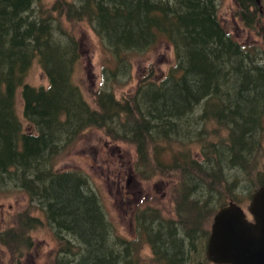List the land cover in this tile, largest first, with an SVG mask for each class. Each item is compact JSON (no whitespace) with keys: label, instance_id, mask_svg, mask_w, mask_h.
<instances>
[{"label":"trees","instance_id":"trees-1","mask_svg":"<svg viewBox=\"0 0 264 264\" xmlns=\"http://www.w3.org/2000/svg\"><path fill=\"white\" fill-rule=\"evenodd\" d=\"M62 1L60 12L58 0L50 5L47 0H0V60L4 62V65L0 63V108L5 113L0 114V181L1 184L7 182L23 190L29 197L28 201L38 205L42 215L45 214V218L56 228L53 235L57 236L55 233L61 229L70 238L73 247L56 237L63 243L62 249L59 246V252L73 251L68 264L122 263L126 250L114 252V242L106 239L107 224L100 213L97 195L89 188H83L87 176L76 170H59L53 166L61 145L57 146L56 143L61 140L63 143L66 137L71 138L86 128H92L91 125L101 126L105 129L103 133L111 140L133 143L138 161V152L146 151L145 144L154 145L155 141L165 147V138L177 132L175 121L189 110L193 111V124L197 128L202 127L198 135L205 137L207 134L204 130L206 117L225 125H221L223 128L216 132L212 131L215 142L210 138L206 146L198 145L195 154L199 160L190 159V163L194 166L205 163L209 158L204 152L208 150L209 155L212 153L216 156L215 163L211 160L215 167L223 162L234 167L224 168V171L235 169L247 173V168L240 166L242 154L247 150V145L252 147L254 142V148H257L260 144L253 139V134L258 126L259 112L264 106V59H258L248 49L252 47L246 46V42L242 44L225 31L216 16L215 0ZM240 4L243 9L246 7L241 0ZM32 6L35 7V16L31 14ZM44 6L48 9L47 15L43 12ZM57 11L64 21L88 24L98 40L107 46L114 64L121 57L129 62V57L150 48L159 40L171 46L175 61L160 78L150 77L149 72L141 74L136 87L127 92L119 91L118 97L114 90L95 89L93 105L90 106L71 74L67 73L68 61L76 63L79 59V47L75 32L70 36L51 25L55 21L51 14ZM193 26L199 29L195 31ZM187 29L193 30L191 36L187 35ZM53 34L67 38H63L68 56L64 73L54 66L53 57L43 52L49 46L52 50L56 49V46H52L55 44L50 45ZM34 59L47 79L46 87H34L23 81ZM219 59L223 65L217 83L215 80L219 72L212 70L211 63ZM13 73L17 76H13ZM10 77L14 79L13 82L9 80ZM16 79L18 82L13 86ZM249 81L250 85H247ZM17 92L28 129L23 128L13 109L10 113L6 111L9 104L13 108ZM63 97L65 104L59 103ZM56 131L60 137L54 135ZM66 133L68 135L64 138ZM191 151L185 149L184 153L190 152L191 155ZM226 153H229L228 159L221 161ZM223 175L221 171V174L213 176L221 178ZM81 185L83 190L80 189ZM205 190L209 191L207 188ZM226 200H233V197L227 196ZM201 201L199 197L198 202ZM207 203L205 199L203 209ZM197 205L194 202L192 209H196ZM139 213L133 217L134 225ZM210 215L211 210L207 221ZM24 221L38 224L37 218ZM92 222L98 224L99 235L89 229ZM182 222L178 221L179 226H182ZM155 226L152 245L156 253L162 252L160 263L206 262L202 254V236L207 235L205 226L200 235L193 228H182L185 235L178 239L170 234L172 229ZM165 233L173 236L168 246L165 245ZM0 235L4 240H0V244L8 256L18 254L20 257L22 252L14 253L9 244V240H14L16 236L10 233ZM184 243L190 253L187 260L183 258ZM102 247L106 248L105 262L100 256ZM53 259L55 264H59L57 256ZM64 263L67 264V261L60 260V264Z\"/></svg>","mask_w":264,"mask_h":264},{"label":"rangeland","instance_id":"rangeland-1","mask_svg":"<svg viewBox=\"0 0 264 264\" xmlns=\"http://www.w3.org/2000/svg\"><path fill=\"white\" fill-rule=\"evenodd\" d=\"M47 1L50 5L54 0ZM58 1V8L61 12L62 7L60 5L63 1ZM241 1L246 5L244 9L241 8L240 0H215L217 19L225 31L242 44L246 42V46L252 47L248 49L254 52L258 59L260 57L264 59V38L261 34L264 14L258 13L256 6L251 1ZM260 3L264 12V0H260ZM34 6H32L31 14L35 16ZM45 6L43 12L47 15L48 9ZM51 16L55 20L51 23L53 27L68 33L70 36H73V32L76 33L79 59L76 63L68 61V66L65 63L68 57H66V50L63 45L65 36L63 38L55 37L53 34L55 38L52 35L50 45L55 44L52 46H56V49L52 50L49 46L43 52L53 57L51 60L54 62V66L58 69L61 68L63 73L67 66L69 71L67 73L71 74L73 82L78 86L90 106L93 105L92 94L95 89L105 88L107 92L114 90L115 96L118 97L119 91L127 92L136 87L137 79L141 77V74L149 72L147 74L150 77L160 78L175 61L171 46L167 42L159 40L150 48L138 51L129 57V62L128 59L121 57L119 61L122 62L118 61L114 64L107 46L98 40L88 24L86 25L84 22L75 23L74 20L64 21L63 17L58 15V11L52 13ZM192 29L197 31L199 28L193 26ZM192 29H187V35L193 34ZM65 39L67 40L66 37ZM2 62L3 59L0 60L1 64ZM220 62L219 59L211 63L213 71L219 72L223 65ZM220 73L215 80L217 83ZM13 76L16 77L17 74L13 73ZM9 80L13 82L14 79L12 80L10 77ZM23 81L34 87H46L47 79L35 59L31 61ZM17 82L16 79L13 86ZM246 84L250 85V81ZM59 103H66L64 97L63 101ZM11 109L17 115L23 128H27V121L22 117L21 99L18 92L14 96L13 108L12 104L11 108L9 104L6 111L10 113ZM192 112L189 110L184 112L179 120L175 121L178 125L175 130L177 135L173 134L166 137L165 147L155 141L154 145L145 144L146 151L145 153L138 152V161H136L133 143L126 144L111 140L103 133L105 129L101 126L91 125L92 128H86L71 138L66 137L63 143H61L62 140L56 143L57 146L61 145L55 155L53 166L59 170H76L87 176L88 180L87 183H83V188L86 190L87 187L97 195V204L101 208L100 213H102L107 224L106 239L114 242V245L112 244L116 249L114 252L126 250L125 260L122 263L118 261L116 264H162L159 262L162 252L156 253L157 250L152 245L154 244L152 233L154 234L155 227H157L155 224L163 226L167 230L172 229L170 234L172 233L176 239L185 235L182 232V228L185 227L187 230L193 228L197 235H200L204 226L205 232L209 231L212 215L216 209L213 210V208L216 207V204L220 206L222 201L225 202L227 196L233 197V201L243 209L245 215L250 216L246 210L249 196L264 177V106L259 112L258 126L253 134V139L255 138V141L260 143L258 144L259 147L254 148L255 143L252 141V147L247 145L245 148L247 150L242 154L240 166L247 168V173L235 169L224 171V168L234 167L227 166L223 162L215 167V164H211V160L215 163L216 156L212 153L209 155L208 150L204 152L209 158V160L206 159L205 163L197 166L190 163V159L199 160L195 154L198 145L206 146L208 144L207 139L210 138L211 141L215 142L213 132L225 126L218 120L215 122L206 117L204 130L207 131V134L205 137L198 135L202 127L197 128L193 124ZM2 113L5 115L0 108L1 116ZM57 133L56 131L54 135ZM14 135L16 134L14 133ZM57 135L59 136V134ZM66 135L68 134L66 133L64 138ZM235 136H237L236 133ZM184 148L191 149L192 154L190 155V152L184 153ZM228 156L229 153L223 154L221 161H226ZM142 159L143 161H141ZM221 171L225 174L221 178L213 176L221 174ZM83 188L81 185L80 189L83 190ZM206 188L209 191H206ZM199 197L201 202H198ZM28 199L29 197L23 190L15 188L7 182L1 184L0 181V234L6 236L10 233L16 236L14 240H9V244L14 253L22 252L20 257L18 254L15 256L13 254L10 257L6 249L0 244V264H55L53 259L55 256H57L59 264L60 260H66L68 264L70 253L73 251L70 249V252L67 251L63 254V252H59V246L61 245L60 249H62V241L68 242L72 247L74 243L61 229H57L58 234L55 233L62 241L58 240L57 236L53 235L56 228L53 227L52 222L45 218V214L42 215L38 205L29 202ZM205 199L208 200V203L203 209L202 203ZM194 202L198 204L196 209H192ZM134 210L135 212L132 214ZM140 210L141 213H139ZM210 210L211 215L207 221ZM137 213L139 214L136 218V225H134L133 217ZM27 218H37L38 224L24 221ZM178 221L180 223L183 221L182 226H179ZM89 229L95 235L100 234L99 226L95 222L91 223ZM170 234L165 233L166 246L173 239ZM202 237L205 247L207 235ZM0 240L4 242L1 235ZM118 244H121V247ZM183 245V258L187 260L190 253L186 244ZM87 249L89 248L87 247ZM202 254H204V250ZM100 256L105 262L107 256L105 247H102ZM196 259H199V255ZM199 264L213 263L206 260V262L202 261Z\"/></svg>","mask_w":264,"mask_h":264},{"label":"water","instance_id":"water-1","mask_svg":"<svg viewBox=\"0 0 264 264\" xmlns=\"http://www.w3.org/2000/svg\"><path fill=\"white\" fill-rule=\"evenodd\" d=\"M254 3L261 10L260 1ZM264 36V24L262 26ZM247 211L229 201L214 212L205 243V257L215 264H264V180L252 192Z\"/></svg>","mask_w":264,"mask_h":264},{"label":"flooded vegetation","instance_id":"flooded-vegetation-1","mask_svg":"<svg viewBox=\"0 0 264 264\" xmlns=\"http://www.w3.org/2000/svg\"><path fill=\"white\" fill-rule=\"evenodd\" d=\"M249 2L251 1L252 3H253V0H248ZM257 12L258 13H262V12H260L259 10H258V8H257ZM251 195V194H250ZM249 198H250V196H249ZM247 217V219L248 220H251V216H246ZM207 234H208V231H207Z\"/></svg>","mask_w":264,"mask_h":264}]
</instances>
